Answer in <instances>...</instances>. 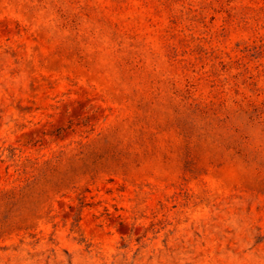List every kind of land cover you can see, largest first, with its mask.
Returning <instances> with one entry per match:
<instances>
[{
	"label": "rangeland",
	"instance_id": "374dc122",
	"mask_svg": "<svg viewBox=\"0 0 264 264\" xmlns=\"http://www.w3.org/2000/svg\"><path fill=\"white\" fill-rule=\"evenodd\" d=\"M0 264H264V0H0Z\"/></svg>",
	"mask_w": 264,
	"mask_h": 264
}]
</instances>
